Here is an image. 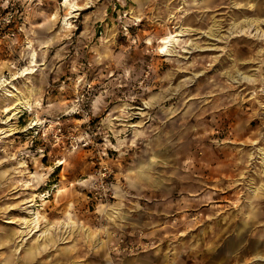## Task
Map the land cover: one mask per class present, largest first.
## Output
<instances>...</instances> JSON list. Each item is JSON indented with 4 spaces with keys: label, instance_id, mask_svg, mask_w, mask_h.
<instances>
[{
    "label": "rangeland",
    "instance_id": "rangeland-1",
    "mask_svg": "<svg viewBox=\"0 0 264 264\" xmlns=\"http://www.w3.org/2000/svg\"><path fill=\"white\" fill-rule=\"evenodd\" d=\"M70 1L0 0V264H264V37L240 33L264 0ZM33 194L42 229L77 226L20 235Z\"/></svg>",
    "mask_w": 264,
    "mask_h": 264
},
{
    "label": "bare ground",
    "instance_id": "bare-ground-1",
    "mask_svg": "<svg viewBox=\"0 0 264 264\" xmlns=\"http://www.w3.org/2000/svg\"><path fill=\"white\" fill-rule=\"evenodd\" d=\"M240 4H234L233 6H239ZM248 5L250 7V9L254 10L255 9V5L249 1ZM63 8H66L69 12L68 15L72 16L75 12L79 11L80 9H82L81 6H79L78 2H72L70 0H64L63 2ZM56 17H54L55 19ZM254 23V24H253ZM264 23V20L260 21L259 19H255L254 21H252L251 23L248 22V27L247 28H242L240 29V33H254V36H257L258 38H263L264 37V31L259 29V26ZM65 26H69L68 21H65ZM181 36V32L178 33H174V34H169L163 38H161L159 40V52L161 53V55L163 56H168L171 54V49H172V45H174V42L177 41V38H179ZM31 47V46H30ZM28 58H29V64L27 65V67L21 71V73L19 74L20 76H16L15 78H21V77H26L28 75H33L35 72V68L38 66V61H37V54L36 51H34L32 48H30V52L28 53ZM19 72V71H18ZM243 80H245L246 82H251V80H253V77H244ZM5 82V81H4ZM3 82V83H4ZM5 84V83H4ZM8 85V84H7ZM3 87V86H2ZM7 87V86H6ZM8 92V97L13 98L16 102L13 105L7 106L5 113L8 116V120H13L16 119L19 115H23V113L26 111V113H33L34 112V108L35 107H39L41 105L40 100L36 99V101L34 102L33 99V91L32 90H27L26 95H24L21 92H17V94H13L12 92ZM12 100V99H11ZM72 113V114H71ZM74 115V109L66 112L65 115ZM64 115V117H65ZM37 126V123L34 125ZM1 131V130H0ZM3 132L5 130H2ZM9 133L14 132V128L13 127H9L8 131ZM151 162L154 163L156 162V158H152ZM24 166V165H23ZM20 168H22V166H20ZM27 185L29 186L30 184L27 183ZM116 187L112 188L114 190V197H116ZM262 189L264 188V186L261 187ZM254 195L249 197V201L251 202L252 200L255 199H259L260 197V193H261V189H256L254 190ZM58 194L61 193L60 190L57 191ZM40 202H44L45 203V199L44 197H40ZM38 199V195L37 194H33L32 195V199H30L27 204V217L24 218L23 221V228L20 232V235L27 236V235H34V234H38L40 233V235L38 236V240H45V242H49V236H53V233H55L56 231V227H61V229H67V228H72L74 229L77 225L75 224V222L72 220V217L70 214H68L67 219L61 222H58L57 224H47L43 227V229L41 228V219L44 217H42L41 213H40V209H37L40 206H43L44 204L40 205ZM105 206V205H103ZM105 215L112 220L113 217L117 218L120 215V212L118 211L117 208L115 207H110L103 210ZM255 218H257L254 210H252L249 215H245L244 217V222L247 223L249 221H253L255 220ZM47 222V221H46ZM85 233L88 234V237L90 235V232H87V230H85ZM91 238V236H90ZM65 244V243H64ZM47 245H41V249L42 250H46ZM27 256L29 257V259H34L35 257V253H34V248L30 247L28 252H27ZM175 256V253L173 254V257Z\"/></svg>",
    "mask_w": 264,
    "mask_h": 264
},
{
    "label": "built area",
    "instance_id": "built-area-1",
    "mask_svg": "<svg viewBox=\"0 0 264 264\" xmlns=\"http://www.w3.org/2000/svg\"><path fill=\"white\" fill-rule=\"evenodd\" d=\"M112 176V172L110 170H108V167H101L99 172L97 173V178L96 180H98L100 182L99 187H97V193H96V199H98V197L103 200H107L112 198V196H110V185L108 183L109 178ZM117 254L120 253V248L119 247H115L114 250ZM125 251V250H124Z\"/></svg>",
    "mask_w": 264,
    "mask_h": 264
},
{
    "label": "crops",
    "instance_id": "crops-1",
    "mask_svg": "<svg viewBox=\"0 0 264 264\" xmlns=\"http://www.w3.org/2000/svg\"><path fill=\"white\" fill-rule=\"evenodd\" d=\"M116 192H117V189H116ZM113 197H114V196H113ZM113 197H112V198H113ZM103 208H105V206H103ZM122 218H123V216H122ZM119 221L123 222V220H119ZM119 221H118V222H119ZM118 222H116V223H114V224L117 225Z\"/></svg>",
    "mask_w": 264,
    "mask_h": 264
}]
</instances>
